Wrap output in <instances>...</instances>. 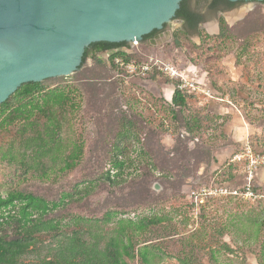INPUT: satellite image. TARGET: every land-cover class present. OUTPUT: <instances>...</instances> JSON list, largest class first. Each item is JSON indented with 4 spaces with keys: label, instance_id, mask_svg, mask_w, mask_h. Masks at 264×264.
<instances>
[{
    "label": "rangeland",
    "instance_id": "rangeland-1",
    "mask_svg": "<svg viewBox=\"0 0 264 264\" xmlns=\"http://www.w3.org/2000/svg\"><path fill=\"white\" fill-rule=\"evenodd\" d=\"M222 23L232 28L228 38L218 36L219 33L209 35L201 24L196 28L197 44L184 23L173 19L166 24L167 29L155 33L147 42L128 44L130 55L139 62L153 58L182 72L190 65L200 67L215 84L207 87L213 89V97L194 94L178 117L169 107L166 95V88L173 81L156 69L139 76L118 67L110 79L100 81L104 92L94 95L84 85L86 82L75 75L95 69L96 58L107 60V52L96 54V58L92 54L77 73L44 80L40 94L9 97L11 108L0 112V196L24 189L48 200L60 199L64 191L73 192V185L84 179L89 168L96 174L105 166L108 168L105 150L94 148L90 157V149L105 133L100 122L109 118L97 113L101 106H111L104 101L109 94L112 97L108 98L119 105L114 110L118 116L127 111L140 120L144 132L152 128L164 132L153 136V145L158 140L163 148L167 161L164 175L169 174L168 179L163 185L156 179L162 178L159 171L143 167L151 172L146 174L145 184L150 183L147 197L152 198L140 206L132 204L136 201L130 192L132 187L115 191L106 187L85 202L57 209L50 218L61 221V233H85L90 243L98 234L103 245L119 219L159 217L163 219L160 225L137 238L140 245L147 241L153 246L156 258L152 264H186V259L192 264H264V166H259L250 180L244 166L231 161L244 146L264 156V3L248 10L233 24H228L224 12L217 11L219 31ZM86 77L89 84L92 76ZM114 79L118 88L113 89L109 81ZM54 89L64 91L68 101H50L46 108L33 109L30 117L15 112L32 99L41 105L43 95ZM186 120L193 131L182 136L187 129ZM241 127L242 133L235 137L233 133H239ZM232 136L237 140L229 141ZM79 152H83L79 163L74 169L67 168L66 164L73 162V155ZM208 152L210 157L205 154ZM155 183L160 184V191L154 188ZM249 184L251 194L246 195ZM204 189L215 193L203 195ZM120 204L128 205L127 213L119 214L114 221L105 225L86 221L101 209ZM4 227L2 233L13 235L12 224ZM37 237L39 249L20 261L36 259L37 252L43 256L45 247L54 243L50 234ZM126 260L139 264L138 258Z\"/></svg>",
    "mask_w": 264,
    "mask_h": 264
},
{
    "label": "trees",
    "instance_id": "trees-1",
    "mask_svg": "<svg viewBox=\"0 0 264 264\" xmlns=\"http://www.w3.org/2000/svg\"><path fill=\"white\" fill-rule=\"evenodd\" d=\"M238 2L209 0L208 8L224 11L233 8ZM175 19L183 20L185 25L192 29L197 28L201 22V18L197 13L187 10V0L181 2V7L177 11ZM231 31L232 28L228 27L226 23H222L218 36L228 38L231 35ZM157 32L159 31L154 30L150 34L145 35L143 41L153 37ZM129 48L126 42H99L91 44L85 51L83 64L91 54L94 57L98 53L107 52L110 54L107 60L95 57V69L91 71L84 70L80 73L76 72L77 75L75 76L80 81H85L86 83L84 85H87L88 89L94 95L102 94L101 92L102 90L104 92V89L101 87L100 81L102 79H110L112 72L118 71V67L120 66L116 63V59L123 58L127 62L136 58V56L130 55ZM86 75L92 76L90 77L92 81L90 80L89 84H87L89 77H86ZM171 80L173 82H169V84L174 86V92L171 100H168V102L174 115L178 117L180 113L186 110L188 100L194 94L178 88L181 79L176 78ZM109 82V85L111 84L113 89L118 88V81L116 79L114 81L110 80ZM211 84L214 83L211 81ZM42 86L43 81L25 83L10 97L16 99L33 96L35 93L40 94L43 88ZM216 88L221 91L219 87ZM215 93L219 94L217 91ZM108 96L112 97L109 94ZM108 96H106L107 99H104V101L110 103L111 106H101V110L97 115L104 118L108 116L109 120L100 122V125L105 127V133L97 138L95 147L90 149V157L94 152V148L105 150L109 156L107 163L109 167L107 168L105 166L100 171H97V174L89 168L88 172H85L84 179L73 185V192L64 191L60 199L48 200L43 195H38L37 193L24 189L12 190L5 196L1 195L0 264H130L126 258H138L139 264H152L153 259L156 258V254L152 250L153 246H150L151 243L148 245L147 241H145L143 245H140L137 238L145 230L160 225L163 222L162 218L119 219L117 221V228L111 233L103 245L100 243L101 237L98 234L94 235V243H90L84 237L85 233L81 235L78 233L69 236L64 235L61 233V221H55L53 218H50V215L55 214L57 209L63 210L70 204L85 202L90 197L98 195L101 189L106 187H109L113 191L118 188L132 187L130 192L133 191L136 197V201L132 202V204L139 206L147 204L148 197L152 198V195H148L147 197V194L150 192L148 188L150 183L145 184V181L148 180L147 175H150L151 172L159 171L162 178L157 177L156 179L161 180L163 185H165L164 180L168 179L169 174L164 175L167 161L162 154L163 148L160 147L158 140L157 144L153 145V136H160L164 132L159 131L158 128H152L144 132L140 127V120L137 117L130 116L127 111H123L118 116L114 110L119 105L115 103V100L111 101L112 99H109ZM68 98V95L64 91L54 89L43 95L41 105L38 106L32 99L26 105L23 104L21 105L22 107H18L15 112L27 114V117H30L33 109H42V106L46 108V105L50 101L56 104H62L68 101ZM28 104L30 105L29 108L26 107ZM9 108H11V101L7 100L0 104L1 113L6 112ZM174 108H176V111ZM185 125L187 129L183 130L182 136L189 135L193 131L189 121L186 120ZM82 154L83 152H79L78 155H73V157L76 156V159L73 162L67 163L66 167L74 169L81 160ZM205 154H207V157H210L208 155L209 152ZM143 167H148L151 172L149 170L146 172ZM127 206L126 204H120L116 207L111 205L106 209L103 208L98 211L96 213L97 215L92 216L93 219L86 221H94L96 224L102 223L105 225L114 221L119 214L127 213L125 211ZM8 224L13 225V235L2 233V230L5 228L4 226ZM43 234L52 235L54 242L48 247H45L46 253L42 256L37 252L35 255L36 259L30 262L20 261L21 258L39 249L36 247L39 241L37 236ZM89 234L93 235L91 232ZM185 263L192 264V261L186 259ZM259 264H263V262L260 261Z\"/></svg>",
    "mask_w": 264,
    "mask_h": 264
},
{
    "label": "water",
    "instance_id": "water-1",
    "mask_svg": "<svg viewBox=\"0 0 264 264\" xmlns=\"http://www.w3.org/2000/svg\"><path fill=\"white\" fill-rule=\"evenodd\" d=\"M183 0H0V104L25 83L69 76L78 72L86 49L93 43H145L144 36L167 29ZM238 2L224 10L228 24L264 0ZM194 2L205 15L202 25L219 33L217 11L209 0ZM199 44L195 29H187ZM161 190L158 183L154 184Z\"/></svg>",
    "mask_w": 264,
    "mask_h": 264
},
{
    "label": "built area",
    "instance_id": "built-area-1",
    "mask_svg": "<svg viewBox=\"0 0 264 264\" xmlns=\"http://www.w3.org/2000/svg\"><path fill=\"white\" fill-rule=\"evenodd\" d=\"M133 44L138 45V42H133ZM116 63L122 68L125 69L131 75L147 76L151 71L157 69L163 72L171 79L179 78L181 82L178 85L180 90H185L192 94H204L205 97H213V91L209 88L202 87L199 83L193 79L188 78L181 70L177 69L174 65L163 64L161 65L159 61L149 58L146 61L139 62L138 60L125 61L123 58H117ZM244 150L233 157L232 162H238L240 165L244 166V169L248 171L249 179L251 180L253 172L259 168V166H264V156L260 153L253 152L249 146H244ZM202 190L203 195H211L215 193L212 189ZM220 189H216L218 192ZM250 184L246 186V195L251 194ZM223 192V189L220 190V193Z\"/></svg>",
    "mask_w": 264,
    "mask_h": 264
},
{
    "label": "crops",
    "instance_id": "crops-1",
    "mask_svg": "<svg viewBox=\"0 0 264 264\" xmlns=\"http://www.w3.org/2000/svg\"><path fill=\"white\" fill-rule=\"evenodd\" d=\"M183 73L190 79H193L194 81H196L197 83H199L201 86L202 84L204 86L207 87H211L210 85V80L207 76V73L204 71V69L200 68V67H196V66H193V65H190L188 66L184 71ZM213 91V89H212ZM174 92V89L171 88L170 85H168V87L166 88V95H167V100H171V97H172V94ZM244 127H241L240 128V131L239 133L237 131H235L233 134L235 135V137H238L240 136V134L242 133V130H243ZM235 137L232 136V138L230 137V140H237V139H234Z\"/></svg>",
    "mask_w": 264,
    "mask_h": 264
},
{
    "label": "flooded vegetation",
    "instance_id": "flooded-vegetation-1",
    "mask_svg": "<svg viewBox=\"0 0 264 264\" xmlns=\"http://www.w3.org/2000/svg\"><path fill=\"white\" fill-rule=\"evenodd\" d=\"M224 7V6H223ZM232 9V8H231ZM187 10L188 11H191V12H195V13H197L198 14V16L201 18V22L199 23V25H201L202 23H204V19H205V15H204V13L203 12H198V11H196V7H195V5H194V2H187ZM209 10H214V9H210L209 8ZM224 10V9H223ZM218 11H220V10H218ZM183 23H184V21L183 20H181ZM184 26L187 28V29H192V28H190L189 26L187 27L186 25H185V23H184ZM152 38V37H151Z\"/></svg>",
    "mask_w": 264,
    "mask_h": 264
}]
</instances>
